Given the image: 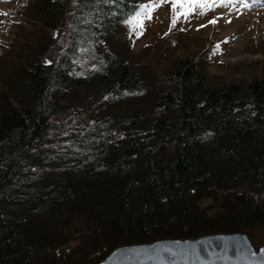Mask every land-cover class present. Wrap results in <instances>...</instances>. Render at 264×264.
I'll use <instances>...</instances> for the list:
<instances>
[{"label":"trees","instance_id":"obj_1","mask_svg":"<svg viewBox=\"0 0 264 264\" xmlns=\"http://www.w3.org/2000/svg\"><path fill=\"white\" fill-rule=\"evenodd\" d=\"M24 4L43 28L1 77L0 264L264 232L263 69L227 81L186 55L159 79L118 48L140 0Z\"/></svg>","mask_w":264,"mask_h":264},{"label":"rangeland","instance_id":"obj_2","mask_svg":"<svg viewBox=\"0 0 264 264\" xmlns=\"http://www.w3.org/2000/svg\"><path fill=\"white\" fill-rule=\"evenodd\" d=\"M24 2L0 0V13H5L0 15V96L7 86L1 77L11 72L13 64H24L33 57L39 38L32 33L43 28L38 21L26 17L32 8L24 12ZM151 3L152 0H140V5ZM187 7L177 8L176 12L186 11ZM176 12L170 4H163L155 7L151 19L140 17L142 28L136 26L133 30L127 22L124 31L119 30L121 38L117 41L125 60L145 64L143 71L159 79L173 61L186 55H202V70L214 78L238 82L259 77L262 69L264 73V0H230L225 5L217 3L212 10L194 9L187 20L181 17L172 26ZM213 20L216 22L210 23ZM40 60L47 62L43 57ZM69 118L61 120V125L67 126L69 120L72 129L77 125ZM53 139L57 143L56 136ZM211 204L212 200H205L203 206ZM243 235L255 249L264 245V232Z\"/></svg>","mask_w":264,"mask_h":264},{"label":"water","instance_id":"obj_3","mask_svg":"<svg viewBox=\"0 0 264 264\" xmlns=\"http://www.w3.org/2000/svg\"><path fill=\"white\" fill-rule=\"evenodd\" d=\"M99 264H264V245L255 249L240 233L160 240L118 247Z\"/></svg>","mask_w":264,"mask_h":264},{"label":"snow or ice","instance_id":"obj_4","mask_svg":"<svg viewBox=\"0 0 264 264\" xmlns=\"http://www.w3.org/2000/svg\"><path fill=\"white\" fill-rule=\"evenodd\" d=\"M228 2H230V0H152L151 4L140 5L139 11L130 21H128V23L133 25V30L136 26L142 28L143 23L140 17L143 15L145 18L151 19V12L155 9V7H159L163 4H170L174 12H176L177 8L184 9L188 6L186 11L176 12L172 20V26H175L177 20L181 17L187 20L192 15L194 9H203L205 11L212 10L213 6L217 3L225 5ZM197 14L203 13L198 12ZM0 15H5V13H0ZM215 22V20L210 21V23ZM181 31H183V29H181Z\"/></svg>","mask_w":264,"mask_h":264}]
</instances>
